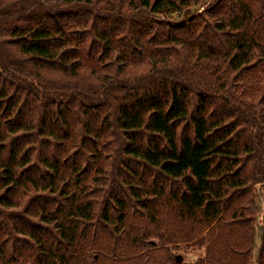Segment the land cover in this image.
Instances as JSON below:
<instances>
[{"label":"trees","instance_id":"obj_1","mask_svg":"<svg viewBox=\"0 0 264 264\" xmlns=\"http://www.w3.org/2000/svg\"><path fill=\"white\" fill-rule=\"evenodd\" d=\"M201 3L0 0V264H264V0Z\"/></svg>","mask_w":264,"mask_h":264},{"label":"rangeland","instance_id":"obj_2","mask_svg":"<svg viewBox=\"0 0 264 264\" xmlns=\"http://www.w3.org/2000/svg\"><path fill=\"white\" fill-rule=\"evenodd\" d=\"M217 0H204L205 4L202 5H196L197 7H191L190 11H196L198 9V12L202 11L204 8L211 6ZM190 13L186 12L181 15V19H184L187 17ZM262 190V189H259ZM264 193V192H263ZM262 204H264V197L262 198ZM257 243H259V240H257ZM170 248H175L177 247L178 249L175 250V252H180L183 254L182 258L184 262L187 263H194L196 262L199 258H202L204 256V251H205V245L199 246L197 244H192V243H177L173 245H169ZM173 246V247H172ZM174 251V249H173Z\"/></svg>","mask_w":264,"mask_h":264}]
</instances>
